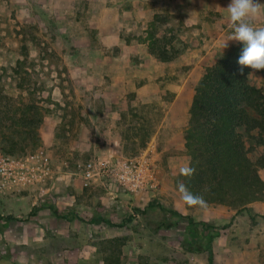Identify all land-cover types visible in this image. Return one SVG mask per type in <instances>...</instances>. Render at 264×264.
<instances>
[{"label":"crops","instance_id":"0c3cea01","mask_svg":"<svg viewBox=\"0 0 264 264\" xmlns=\"http://www.w3.org/2000/svg\"><path fill=\"white\" fill-rule=\"evenodd\" d=\"M166 1H169V6ZM230 2L231 0H0L1 26L8 27L10 21L15 20L16 22L38 21L40 26L45 27V19L52 18L54 24L62 28L64 37H68L65 40L71 47L67 56L68 75L75 76L80 83L84 82L87 88L94 89L95 99L89 101L88 106L98 107V113L91 112L93 118H90L88 124L84 123L80 129V138L88 149L93 145L90 143L91 140L98 138V154L105 155L98 158L125 156L124 147H127V144L122 145V140L139 139L143 133L138 132L141 129L137 125L149 124L160 105H163L166 113L154 116V121L158 125L153 130L148 128L150 133L147 132L146 138L149 141H146V146L138 154L143 158L150 154L152 157L155 154H164L168 162L163 168L164 183L157 192L145 191L132 194L121 191L120 194L115 193V197L111 196L113 199L107 207L100 212L98 210L93 212L84 210V207L78 204L74 206L71 199H75L76 195L62 192L68 190L65 184L69 183L68 171H65L61 164L55 163L51 152L47 150L55 168L53 178L45 185L27 186L0 198L2 227L0 245L4 247L1 254L9 255L11 252L13 257L9 259L0 256V264H43L49 260L55 262L56 257L58 264H106L103 248L94 243V250H90V254H87L88 246L84 240L88 225H98L101 229V224L95 221L91 224L84 222L82 226H78V220L88 214L93 215L92 218L95 220H98V214L112 220L118 216V212L112 211L111 203L123 206L131 204L132 206L128 205L132 212L129 220L131 218V221L137 220L142 214L138 210L139 213L136 215L135 209H144L155 197L166 208V210L162 209L163 215L158 221L176 219L167 209L175 210L183 216L177 218V225L156 231L152 226L153 218L150 213L160 208L148 209L145 215H148L150 220L146 233L162 234L177 231L175 238L161 237L160 241L165 245L174 244L186 251L185 256L190 257L194 264H264V260L260 259L259 245L243 238L246 235L244 226L251 222L252 218L264 215V201L253 202L240 212L226 205L217 208H192L183 201L168 173L169 171L172 174L178 173L181 167L189 165V159L185 161L186 156H184L186 147L183 131L189 124L190 108L203 70L214 63L216 53L223 52L240 42L234 39L228 40L234 27L227 8ZM260 2L264 3V0ZM167 7L172 9L171 12L176 20L194 28L199 36L198 42L190 51L180 53L172 60L160 59L149 49L146 41L151 22L157 18L158 25ZM260 8L258 15L247 18L255 26H264V4H261ZM210 11L212 12L210 15L214 14L213 19L204 15ZM176 20L173 22L176 23ZM158 36L162 37L159 29ZM225 41L226 46L222 47ZM175 43L174 39L172 46H175ZM186 61L192 69L184 78L181 73L182 65ZM167 92L172 96L170 101L163 97ZM158 99L163 101H156ZM146 108L150 109L151 114H146ZM123 123H128L125 131H134L133 134L122 133L120 125ZM74 179L70 185H73L79 193L88 188L97 189L101 185L108 189V184L101 180L90 187L85 186L77 172ZM25 192L30 195L21 196ZM25 196L28 200L34 198L32 205H40V208L34 212L30 203L24 209L22 200ZM78 197L80 200L81 197ZM133 207L135 208L132 209ZM21 211L30 213L29 219L25 222H20L17 218ZM5 212L10 215L7 216ZM187 216H192L197 221L208 222L211 230L220 229L216 226L218 223L230 224L212 239V255L205 249L200 252L191 250L193 236L187 231L189 225ZM108 226L112 225L108 224ZM110 228L108 231H112ZM200 230L202 231L201 228ZM208 232L209 230H206L204 233ZM250 232L255 234V231L250 230ZM53 233L54 236L64 238L67 242L62 246L54 247ZM196 238L200 241L205 239L201 232ZM75 239L78 242H72ZM44 242L47 244H43ZM35 245L46 246L47 253L44 259L38 261L34 251L28 250ZM19 250H26V253L29 252L38 262H35L30 254L23 256L28 258H23L17 253ZM128 254L131 260L133 255ZM59 257H62V262ZM135 257L134 262L126 264H139L138 256ZM164 264H173V261L168 260ZM174 264H179V260L174 261Z\"/></svg>","mask_w":264,"mask_h":264},{"label":"rangeland","instance_id":"374dc122","mask_svg":"<svg viewBox=\"0 0 264 264\" xmlns=\"http://www.w3.org/2000/svg\"><path fill=\"white\" fill-rule=\"evenodd\" d=\"M166 4L169 6V1H166ZM171 10L172 9L170 7H167V10L163 11L161 21L157 25V28L159 31H161L162 36L164 35L167 37V39L176 40L175 46L176 48H181L183 50L181 53L190 51V49L194 47V44L198 42L199 36L196 34V30L194 28L185 26L183 22H179L178 19L176 20L174 17L175 15L172 14ZM211 13L212 12L210 11L204 15L206 18L213 19L214 14L210 15ZM175 20L176 23L173 22ZM10 22L11 23L8 27H3L0 25L1 84L4 87L5 92L13 96L21 95L24 99L28 97L39 96L40 99L43 100L46 108H48L45 112L44 122L40 131L41 143L38 146L28 148L25 151L18 150L16 154H13V156L25 157L35 153L42 147L50 151L54 162L61 164V166L64 167V170L68 171L67 180L69 183H65L68 186V190L62 192H65L67 195H76V201L75 199H71L74 203V206L78 204L84 207V210L86 209L87 211L93 212L94 210H98V212H100V210L109 205L110 200L113 199L112 197H115V193L122 192L109 190L105 186L101 185L97 189L88 188L85 189L84 192L79 193L73 185H70L72 182H74L73 180H75V173L78 170L79 163H84L87 160L105 156L104 154H98V138L96 140H91L90 143L93 145L90 147V149H88L87 145L84 144L85 142H83L80 138V129L82 125L84 123L88 124L90 118H93V111L98 113V107L93 108L88 106V102L95 99L94 89L91 87L87 88L84 82L80 83L78 79L75 78V76L68 75L67 67L69 65V59L67 56H69L68 54L71 50V47L65 42L68 37H64L62 28L54 24L52 18L50 20L45 19V27L40 26L38 21L16 22L15 20H12ZM171 23L174 25H171ZM221 54L222 52L216 53L214 63ZM207 67L208 66H206L203 70V74L205 73ZM191 69L192 66L188 63V61L184 62L182 65V76L184 77L188 75ZM263 78L264 75H261L259 72H253L250 75V81L255 85H260L263 81ZM163 97L167 101H170L172 96L170 92H167V94L163 95ZM156 101L162 102L163 100L158 99ZM163 108V105H160L159 110H157L156 115L154 116L156 117L159 116L158 114H165L166 109L164 111ZM146 109V114H151L149 112L150 109ZM154 116L153 119H150L151 121L149 124H146L145 126L137 125V127H140L141 129V131L138 130V132H146V135L150 133L149 129L153 130L154 127L158 125L156 121H154ZM121 127L123 130L122 133L125 135L126 133L131 135L134 132L125 131L128 128V123H123L120 125V128ZM189 127L190 120L189 124L184 128V137L185 131ZM147 141H149V139H147ZM131 142L132 140H122V145H131ZM0 150L2 149L0 148ZM262 150L263 147H259V149H257V151L254 153V156L258 155V153H260ZM184 151V156H186L185 161L188 159L190 160L186 149ZM2 152L8 154L3 150ZM123 157L139 160L137 163H144L147 161L150 170L145 169L146 177L151 179L152 182L157 183V187L150 191L157 192L162 187L165 177L163 168L165 167L166 163L168 164L164 154H155L153 157L150 154V156L146 155L144 159L142 156H139V154H132L130 152V148L127 146L126 154ZM180 157L182 158V154ZM166 168L168 169V167ZM168 173L171 181H173L175 185V189L179 192L178 181L182 174L180 172L172 174L170 171ZM262 175L264 177L263 171ZM111 191L113 193H111ZM179 194L181 193L179 192ZM24 195L29 196L30 194L25 192L21 196ZM78 196L81 197L80 200H78ZM22 201H24V204H22L25 206L24 209H26L30 203L34 212L40 208V205H32L34 198L32 200H28L27 196H25ZM96 205L97 208H95ZM128 205L130 206L131 204H125L123 206L122 204L111 203L112 211L114 213L118 212V216L112 218V220L105 219L99 214L98 220L93 219V215L89 214L86 215V217H82L81 220H78V226H82L84 222L91 224L96 221L95 223L101 224L103 228L100 229L98 228V225L94 226L92 224L87 226L88 229L85 233L86 239H84L88 246L87 254H90V250H94V243H97L98 246L103 248L104 258L108 257V261L110 258H112L118 264H126L132 261L134 262L136 259L134 256H138V259L140 260L139 264H164V262L168 260L173 261V264L176 260H179V264H194L190 257L185 256L186 251L184 252L180 247H177L174 244L165 245L160 241L161 237L175 238L177 231L173 230L168 231L167 233L164 232L162 234L146 233V227L150 220L148 219V215L146 216L140 214L141 217H137V220L129 221L132 212L129 210L130 207H128ZM221 205H226L230 208L238 210L233 206L214 202H207L206 207L204 208H217ZM191 207L195 208L198 206ZM134 208L135 207L132 209ZM162 211L164 210L158 209L156 212L150 213L153 218L151 219L152 226L157 224L158 219H160L163 215ZM26 212L27 211H21V214L17 215V218L20 222H25L29 219L30 213ZM8 215L10 214H7V216ZM105 222L112 225L110 226L111 228ZM228 225L230 224L218 223L216 226L220 229H213L211 232L218 234L219 231H222V229ZM109 228L112 231H108ZM244 229V231H246V235L243 238H245V240L248 242L253 241L259 245L261 248L260 259L264 260V215L257 216V218H252L251 222L244 226ZM135 230L138 232H135ZM250 230L255 231V234H251ZM109 235L111 236L109 237ZM54 238V247L62 246L67 242V240L64 238H58L56 236H54ZM239 241L242 242L241 239H239ZM50 242H52V240H50ZM72 242L76 243L78 240L75 239ZM45 243L46 242L43 244ZM205 243L206 241L204 239L203 244ZM30 248L31 249H27L29 251H34L35 257L38 259V261L40 259H44L47 253L45 245H35ZM110 248H113L112 254H110L108 251ZM142 249L144 253L142 252ZM2 250H4V247L0 245V256H2ZM139 250H141V253ZM21 251L22 250H19L17 253L22 255V257L25 254H30L29 252L26 253V250L22 252ZM128 253H132L131 256L133 255L131 260L129 259L130 255ZM31 257L36 260V258L32 255ZM23 258L28 257L26 256ZM57 258L58 257H56V261ZM59 258L62 262V257ZM38 261L36 260L35 262ZM56 261L51 262V260H49L47 263L44 262L43 264H58Z\"/></svg>","mask_w":264,"mask_h":264},{"label":"trees","instance_id":"16d2710c","mask_svg":"<svg viewBox=\"0 0 264 264\" xmlns=\"http://www.w3.org/2000/svg\"><path fill=\"white\" fill-rule=\"evenodd\" d=\"M146 41L149 49L162 60H172L183 51L172 46L173 40L158 36L157 18L147 30ZM243 47L239 42L223 51L216 62L206 68L196 87L189 112L190 127L185 131L189 165L195 172L191 176L181 175L178 181V185L185 184L206 202L227 204L238 211L253 202L264 201V78L260 85L250 81L253 72L264 75V69L238 63ZM47 109L39 96L24 99L21 95L7 94L0 80V148L13 155L18 150L38 146ZM146 141L145 132L139 139L132 138L131 145L126 146L137 155ZM259 147L263 150L254 156ZM156 208L166 210L153 198L144 209L136 208L135 212L137 215L139 210L145 215L148 209ZM167 211L176 219L183 216L175 210ZM187 217V231L193 236L191 250L205 249L212 255V239L217 233L211 232L208 222ZM176 219L159 220L153 227L156 231L169 229L177 225ZM206 230L209 232L205 234ZM200 232L206 239L205 244L196 238ZM112 250H108L110 254ZM2 256L13 258L11 252ZM108 263L118 264L106 257Z\"/></svg>","mask_w":264,"mask_h":264},{"label":"built area","instance_id":"2783aa9c","mask_svg":"<svg viewBox=\"0 0 264 264\" xmlns=\"http://www.w3.org/2000/svg\"><path fill=\"white\" fill-rule=\"evenodd\" d=\"M137 161L120 155L90 159L78 164L77 173L87 187L101 180L113 191L138 194L155 189L157 183L145 174L150 170L148 162ZM54 174L51 156L43 147L25 157H14L0 150V198L27 186L45 185Z\"/></svg>","mask_w":264,"mask_h":264},{"label":"clouds","instance_id":"9594fccd","mask_svg":"<svg viewBox=\"0 0 264 264\" xmlns=\"http://www.w3.org/2000/svg\"><path fill=\"white\" fill-rule=\"evenodd\" d=\"M261 4L264 3L260 0H231L227 7L234 25L228 40L240 41L244 46L238 63L257 70L264 69V26H255L247 18L258 15ZM226 41L222 47L226 46ZM194 172L195 169L190 165L180 168V173L185 176H191ZM178 190L187 205L206 207L207 202L203 196L194 193L185 184H179Z\"/></svg>","mask_w":264,"mask_h":264}]
</instances>
